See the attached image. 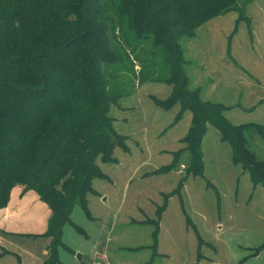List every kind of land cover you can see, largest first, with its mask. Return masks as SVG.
<instances>
[{
    "label": "trees",
    "instance_id": "trees-1",
    "mask_svg": "<svg viewBox=\"0 0 264 264\" xmlns=\"http://www.w3.org/2000/svg\"><path fill=\"white\" fill-rule=\"evenodd\" d=\"M240 1L0 0V151L9 154L0 161V169L9 165L7 171L0 170V177L12 174L11 180L34 190L51 209L45 233L49 254L43 264L61 263L59 251L68 249L63 228L72 224L74 208L79 205L90 215L94 180L107 177L98 161L114 163L115 148L128 149L111 115L123 93L115 90L109 74L132 66V55L146 63L138 55L139 41L150 42V58L160 53L170 71L159 81L172 86L171 95L153 97L155 104L167 111L179 105L178 120L186 111L192 113V125L182 139L185 147L157 172L176 167L187 152L190 159L180 186L190 176H203L202 143L212 125L230 145L233 161L249 172L255 186H264V160L251 151L245 135L254 131L264 137V125H235L226 117L228 106L204 101L200 88L190 86L180 43L195 37L205 21L243 11L253 0ZM141 69L139 84L154 81L148 74L151 68ZM177 192L166 195L156 219L145 221L155 227L152 259L167 199ZM263 248L264 241L254 254Z\"/></svg>",
    "mask_w": 264,
    "mask_h": 264
},
{
    "label": "rangeland",
    "instance_id": "rangeland-1",
    "mask_svg": "<svg viewBox=\"0 0 264 264\" xmlns=\"http://www.w3.org/2000/svg\"><path fill=\"white\" fill-rule=\"evenodd\" d=\"M180 43L190 86L200 88L204 101L228 106L225 114L235 125H264V0H253L243 11L205 21L195 37L182 38ZM137 49L146 63L132 55V66L129 63L130 67L109 74L115 90L123 93L111 115L118 133L126 136L128 149L116 147L114 163L98 161L107 177L94 180L96 193L88 197V210L97 218L90 226L77 210L75 220L90 231L98 227L111 231L110 264H264V251L251 258L264 241V186H255L249 172L233 162L230 145L221 140L214 126L208 125L202 145L203 176H190L180 186L189 162L187 152L176 167L157 172L171 165L175 154L185 147L182 139L192 125V113L186 111L178 120L179 105L167 111L155 104L153 97L171 95L172 86L159 81L170 71L160 53L150 58V42L139 41ZM141 68H151L148 74L154 81L139 84ZM245 135L251 151L264 160V137L254 131ZM8 155L0 151V161ZM8 166L0 170L7 171ZM10 176L0 177V205L15 187L37 194ZM177 189L167 199L157 255L152 259L149 246L155 227L145 221L156 219L166 195ZM68 227L87 249L89 239ZM6 239L0 233V252L7 247ZM17 241L22 244L25 240ZM72 243L78 246L77 241ZM25 245L35 249L32 242ZM12 261L17 264L15 257L0 259V264Z\"/></svg>",
    "mask_w": 264,
    "mask_h": 264
},
{
    "label": "crops",
    "instance_id": "crops-1",
    "mask_svg": "<svg viewBox=\"0 0 264 264\" xmlns=\"http://www.w3.org/2000/svg\"><path fill=\"white\" fill-rule=\"evenodd\" d=\"M77 210L82 211L85 217L84 220L90 226L93 224L91 220L97 218L90 211V215H88L79 205L74 208L71 215L72 224H67L63 228V242L68 249H60V264H110L109 259L112 256L109 251L111 231H105L104 229H99V227L94 231H90V229L80 226L75 220ZM50 217L51 210L46 203L40 200L37 194L33 191H24L21 187H15L10 194L7 204L0 208V233L7 238V247L3 248L4 251L0 252V259L15 257L17 264H43L49 254L50 239L45 233ZM74 225L80 227L83 233L79 232ZM68 226L73 227L74 232L77 231L84 235L86 239H89V247L87 249L81 246L83 241H80L81 239L79 240L72 231H69ZM18 238H22L25 241L21 244L17 241ZM72 240L77 241L78 246L74 245ZM26 241L35 244L33 245L35 249L25 245ZM151 245L149 248L152 249ZM141 248L143 247L130 249L137 251ZM88 250L90 252H86ZM263 251L264 248L257 254L253 252L251 258L259 257ZM10 264L15 263L12 261Z\"/></svg>",
    "mask_w": 264,
    "mask_h": 264
}]
</instances>
